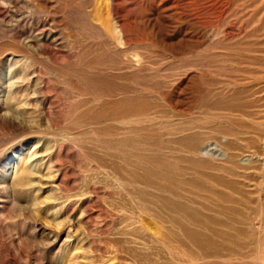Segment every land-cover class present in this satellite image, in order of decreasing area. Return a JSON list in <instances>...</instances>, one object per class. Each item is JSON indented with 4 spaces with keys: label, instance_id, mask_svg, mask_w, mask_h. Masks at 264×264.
Instances as JSON below:
<instances>
[{
    "label": "rangeland",
    "instance_id": "rangeland-1",
    "mask_svg": "<svg viewBox=\"0 0 264 264\" xmlns=\"http://www.w3.org/2000/svg\"><path fill=\"white\" fill-rule=\"evenodd\" d=\"M262 173L264 0H0V264H264Z\"/></svg>",
    "mask_w": 264,
    "mask_h": 264
},
{
    "label": "bare ground",
    "instance_id": "bare-ground-1",
    "mask_svg": "<svg viewBox=\"0 0 264 264\" xmlns=\"http://www.w3.org/2000/svg\"><path fill=\"white\" fill-rule=\"evenodd\" d=\"M176 2V1H175ZM174 1L171 3V6L169 7L170 8V11L172 12L173 10H174V3H175ZM121 11V3L119 4V3H115L114 4V9H113V12H114V14H118L119 12ZM128 14V13H127ZM170 15H165L164 17L165 18H168ZM127 18V17H126ZM243 23V22H242ZM229 29H232V30H234L235 28H234V26H230L229 27ZM184 31H183V39L184 40H187V41H190V40H194V39H197V41H198V39L200 38V35L197 33V32H195L193 29L191 30V29H183ZM230 31V30H229ZM46 39H48L47 38V36H46ZM55 39V38H54ZM211 149H214L215 150V152H219L220 151V149H218L216 146H213V147H211ZM261 163V162H260ZM168 164V163H167ZM170 167V166H169ZM153 176H154V174H153ZM155 176H160V175H156L155 174ZM155 176H154V178H155ZM262 178H264V173H262ZM154 178H152V180H151V182L152 183H154V184H156V185H158V186H161V184H160V182H159V180L158 179H154ZM158 178H160V177H158ZM162 179V178H161ZM168 181V184H169V182H171V178L170 177H168V176H166V177H164V181ZM164 181L162 182V186L161 187H167V185H165V183H164ZM165 181V182H166ZM167 183V182H166ZM171 183H173V182H171ZM169 186V185H168ZM168 189V188H167ZM169 208L170 209H175L176 210V212L177 211H179V212H181L182 214H183V216H184V220L185 219H187L188 218V216L189 217H191L192 215H191V213L189 212V210H188V208L187 207H185V206H182V205H177V204H173V205H170L169 206ZM169 209V210H170ZM178 213V212H177ZM173 217V216H172ZM171 217V218H172ZM192 218V217H191ZM174 221V220H173ZM177 223V222H176ZM175 226V225H174ZM175 228V227H174ZM178 228V227H177ZM179 229V228H178ZM180 229H181V234L180 233H177V229L176 230H173V231H171V233L169 234L170 235V237H169V239H170V241L172 240V239H176L177 241H179L180 242V244L183 246V247H185V248H191V246H189L188 245V243H189V241H192V243L193 244H197L198 245V243H197V241L194 243V238H195V231L194 232H192V230H190V228L188 227V225H186V223H184V222H182V224H180ZM178 234V235H177ZM165 235H166V233H165ZM169 235H167V236H169ZM196 239V238H195ZM173 246V245H172ZM174 247V246H173ZM173 247H171L170 246V250L171 251H173L174 252V250H173ZM175 248V247H174ZM179 254V253H178ZM182 254V253H181ZM185 254L187 255V256H189L188 254H190V253H188V250H186V252H185ZM184 256V255H183ZM173 259H174V257H173ZM191 261H196L195 259H198L197 257H193V256H190V258H189ZM177 261V260H176Z\"/></svg>",
    "mask_w": 264,
    "mask_h": 264
}]
</instances>
